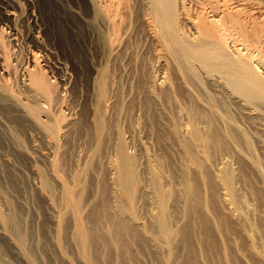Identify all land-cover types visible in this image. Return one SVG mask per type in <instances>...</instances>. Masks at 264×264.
I'll list each match as a JSON object with an SVG mask.
<instances>
[{"label":"rangeland","instance_id":"rangeland-1","mask_svg":"<svg viewBox=\"0 0 264 264\" xmlns=\"http://www.w3.org/2000/svg\"><path fill=\"white\" fill-rule=\"evenodd\" d=\"M46 2L39 0L44 25L38 20L37 43L0 46V85L7 91L0 100V221L12 218L16 226L0 224V264H264V200L255 196L261 181L252 171L240 172L238 194L254 212L244 215L219 183L220 161L236 168L234 161L187 142L190 117L196 114L194 126L208 130L202 117L214 108L244 130L264 173V137L255 120L254 126L246 121L243 103L226 98L219 79L201 89L184 79L145 22L113 31L76 29L70 16L52 14L55 7ZM261 16H254L256 23ZM251 29L249 39L261 36L258 49L264 50V32ZM20 31L25 36L30 26ZM177 32L188 41L197 33L187 25ZM222 34V49L234 59L255 54L251 66L264 77L259 54ZM27 62L44 78L45 95L24 88ZM214 128L221 130L219 123ZM121 145L136 161L135 195L116 182ZM188 185L199 204L184 197ZM154 186L168 197L170 248L153 223ZM77 223L86 236L84 256ZM120 224L135 230L124 250L108 244V231Z\"/></svg>","mask_w":264,"mask_h":264},{"label":"bare ground","instance_id":"bare-ground-1","mask_svg":"<svg viewBox=\"0 0 264 264\" xmlns=\"http://www.w3.org/2000/svg\"><path fill=\"white\" fill-rule=\"evenodd\" d=\"M46 1L49 6L54 5L55 7L52 10V14L70 16L72 23H68L67 20H64V23L66 25L68 23L70 24L69 26L76 29L77 27L82 28V26L89 28L102 27L113 31L119 26L134 27L145 22L155 32L161 44L175 58L178 71L180 70L179 74L181 72L184 79L200 89L203 84L219 79L222 89L229 95L226 98L239 100L243 103L244 106H242L246 107L242 110H245L243 115L246 121H250L249 124L252 125V121L255 120L254 124H257L258 131L264 137V77L251 66L250 62L253 58L255 59V54L253 56L248 53L243 59L241 58L242 56L234 59L222 49L218 41L223 38L224 42V36H220V34L224 35L222 33L237 36V39L244 42L245 46L248 45L247 48L249 47V50L251 49L254 53L257 52L259 57L264 60V53H262L264 50L258 49L261 46V36L255 37V40H250L251 38L249 39L248 35L250 32H247L248 27L254 30L259 28L260 32H264V0H71L69 5L63 4L62 0ZM193 12H195L196 16H192ZM256 15H263V17L261 16L262 20L258 23H256L257 21L254 17ZM38 20L43 26L44 15L39 5V0H0V46H6L5 48L11 46L12 48L19 39H23L22 43L24 45L32 42L37 43L38 35L36 36L34 31L40 28ZM24 25H27V28L30 26L31 30L25 36L21 35L20 31ZM186 25L197 32L195 40L188 41L178 36V29ZM2 66L3 64L1 63V69L3 68ZM22 70L27 77V83L23 82L24 88L31 87L36 92L45 95L48 89L44 86L45 84H42L43 81L40 80L42 75L38 74L39 72L34 67L32 68L29 62L22 67ZM0 98V100L7 98L6 88L2 85H0ZM206 103H204V106ZM209 110L210 112H206L207 114L202 117L206 127H208V130H205L206 132L194 126L193 118L196 114L194 117H190L192 126L187 133L189 136L187 142L197 145L204 151L214 152V155L218 152L228 154L234 164H236V168H232L228 161H220L221 167L218 170L220 175L219 183H221L223 195L230 201L228 203L234 204V206L237 205L239 209H241V206L243 210L240 212H244V215H254V212L250 211L251 209L245 207L246 205L244 206L245 203L243 204L244 201L238 194V188L236 187L241 182L240 172H254L262 184L261 189L259 188V190L255 191V196L258 197L257 200L259 202L263 201V169L252 155L251 143L244 130L235 124L226 113H219L214 108ZM33 112L36 113L35 110ZM199 116L202 120L201 115ZM216 123H219L221 127L220 132L214 128ZM259 149L264 156V143ZM117 153L116 182L123 192L135 195L137 191L136 161L124 152L122 145L118 148ZM208 163L212 164L211 161ZM153 190L154 204H156V210H158L157 216L153 221L155 225H153L159 233L163 245L170 248L173 234L166 210L168 197L166 194L161 193L158 186H154ZM183 194L184 197L192 196L194 202L199 204V199L192 192V188L189 185L185 186ZM238 208L236 209L239 211ZM75 215L74 209V221L77 222ZM0 224L2 227H6L8 224L15 226L12 218L2 219ZM134 233L135 230L131 226L128 227V225L123 226L121 224L115 226V228L108 231V235L111 237V240L108 239L110 241L108 244L110 247L124 250L131 244L128 241L131 236L128 235ZM75 239L81 256L86 255V236L78 223L75 224ZM16 247L21 255L25 253L23 242H20ZM23 256L25 257V255Z\"/></svg>","mask_w":264,"mask_h":264}]
</instances>
